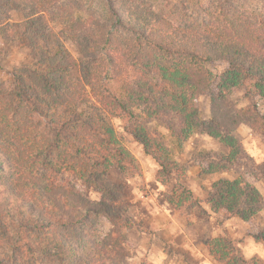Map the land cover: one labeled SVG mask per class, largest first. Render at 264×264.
Wrapping results in <instances>:
<instances>
[{"label": "trees", "instance_id": "trees-1", "mask_svg": "<svg viewBox=\"0 0 264 264\" xmlns=\"http://www.w3.org/2000/svg\"><path fill=\"white\" fill-rule=\"evenodd\" d=\"M170 1L180 0H0V63L21 56L0 81V264H130L127 187L138 167L113 119L158 164L163 184L186 177L175 152L198 132L225 145L229 163L247 159L235 137L242 125L264 138V22L220 0H181L180 9ZM201 97L210 99L206 121ZM248 163L264 181V162ZM113 169L120 181L109 179ZM174 191L172 205L198 204ZM205 195L226 219L248 222L263 208L243 177ZM206 245L219 264H257L224 236Z\"/></svg>", "mask_w": 264, "mask_h": 264}, {"label": "rangeland", "instance_id": "rangeland-1", "mask_svg": "<svg viewBox=\"0 0 264 264\" xmlns=\"http://www.w3.org/2000/svg\"><path fill=\"white\" fill-rule=\"evenodd\" d=\"M220 1L224 8L228 6L229 10H235L234 15L244 14L264 22V0ZM181 3V0L170 1L168 6L173 5V9H180ZM186 7L189 12L197 11L195 1L187 3ZM12 52L13 54L8 53L0 63V81L9 80V72L16 60L21 59L19 53ZM220 69L218 67L215 70ZM258 103L264 113V101L259 100ZM246 104L247 101L242 98L240 106L244 107ZM198 105L201 118L208 120L210 99L201 97ZM173 123L177 125L174 119ZM112 124L122 147L135 158L138 167V172L129 178L127 187L129 197L126 201V215L131 219L132 228L126 232L125 246L130 253V264H219L210 256L206 245L208 240L219 236L233 241L236 249L248 261L264 264V241L258 238L264 231V181L254 179L248 163L249 160L257 165L264 162L262 135L242 125L236 131L235 137L247 159L242 157L229 163L226 157L230 150L206 133L198 132L183 144L181 150L175 152V159L185 171L186 177L182 175L180 181L175 178L163 184L157 179L158 164L145 153L140 143L126 133L123 121L113 119ZM151 128L159 131L165 137V142L172 145L173 138L165 124L154 122ZM2 160L0 159V163L6 165ZM7 170L5 167L4 174H8ZM242 177L252 182L262 194V211L248 222L238 217L226 219L221 214L214 213L206 202V189L218 180ZM121 178L123 176L119 170L111 171V181L117 182ZM178 186L192 192L198 204L188 202L181 208L172 205L166 194H175L174 189ZM180 192L181 190L178 193ZM108 229L109 226L104 224L103 230L107 232Z\"/></svg>", "mask_w": 264, "mask_h": 264}]
</instances>
